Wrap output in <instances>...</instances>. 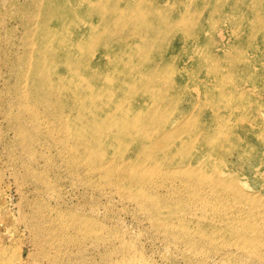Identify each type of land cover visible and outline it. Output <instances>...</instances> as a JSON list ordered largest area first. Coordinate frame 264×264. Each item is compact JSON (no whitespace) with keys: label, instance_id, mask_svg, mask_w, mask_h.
Returning <instances> with one entry per match:
<instances>
[{"label":"rangeland","instance_id":"374dc122","mask_svg":"<svg viewBox=\"0 0 264 264\" xmlns=\"http://www.w3.org/2000/svg\"><path fill=\"white\" fill-rule=\"evenodd\" d=\"M0 264H264V0H0Z\"/></svg>","mask_w":264,"mask_h":264},{"label":"bare ground","instance_id":"6f19581e","mask_svg":"<svg viewBox=\"0 0 264 264\" xmlns=\"http://www.w3.org/2000/svg\"><path fill=\"white\" fill-rule=\"evenodd\" d=\"M105 14L103 13V16H104ZM125 67H127V64H125V66H124V68ZM99 75L97 76V75H95L93 78H90V79H88V82H89V84H92V82H93V80L94 79H96V80H98L99 79ZM106 78V76L104 77V79ZM95 80V81H96ZM148 82H149V80L147 79V81H146V84H148ZM120 119H122V120H120L123 124H124V126L126 125V126H129V124L127 123V121L124 119V118H122V117H120ZM143 131L142 130H138V134H140V133H142ZM151 145V149H153V148H157L158 147V144H154V142L153 141H151L150 143H149V145L148 146H150ZM145 144H140L139 146H137L136 147V150H145Z\"/></svg>","mask_w":264,"mask_h":264}]
</instances>
